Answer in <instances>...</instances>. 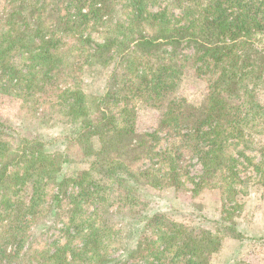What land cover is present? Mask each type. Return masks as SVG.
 I'll return each instance as SVG.
<instances>
[{"label":"trees","instance_id":"1","mask_svg":"<svg viewBox=\"0 0 264 264\" xmlns=\"http://www.w3.org/2000/svg\"><path fill=\"white\" fill-rule=\"evenodd\" d=\"M46 1L0 12V91L27 102L62 74L73 77L67 109L82 123L65 145L78 149L90 167L61 177L71 162L67 152H52L40 137L19 138L17 149L0 138V264H212L220 231L243 236L228 208L235 198L227 199L220 219L187 226L149 210L145 197L152 188L184 187L191 160L202 168L192 182L194 194L211 177H219L229 196L236 192L241 160H251L240 147L264 134V65L254 59L257 37L264 36V0H64L62 36L81 30L86 58L65 63L54 53L62 38L38 30L24 51L30 65L22 70L13 63L15 34L28 25L27 13L42 12ZM20 19L28 22L18 24ZM110 23L116 30L103 40L84 36L90 27ZM85 67L112 70L99 101L101 119L94 123L87 122L91 99L80 82ZM190 68L209 86L201 105L175 95ZM136 103L161 112L158 130L138 132ZM93 128L100 129V150ZM6 129L0 122V132ZM106 150L119 154L104 158ZM134 160L145 162L134 168ZM9 183L29 187L27 206L6 194ZM55 216L63 241L33 250V225ZM117 216L130 224L127 246ZM120 244L124 251L114 258Z\"/></svg>","mask_w":264,"mask_h":264},{"label":"rangeland","instance_id":"2","mask_svg":"<svg viewBox=\"0 0 264 264\" xmlns=\"http://www.w3.org/2000/svg\"><path fill=\"white\" fill-rule=\"evenodd\" d=\"M24 2L27 5L33 4V0H0V12L18 10L17 7L22 6ZM38 6L41 7L42 5L39 4ZM63 6L64 0H47L42 12H35L34 16L27 13L28 25H24L19 33L15 34L18 49L14 54L13 63L17 68L26 70V66L30 65L29 60H27L29 55L25 54L24 51L32 46L31 40H36L34 36L38 30L46 34L56 32L58 38H62L61 42L56 44L54 53L65 63L84 61L89 48L80 39L81 30L72 33L69 35L70 37L62 36L61 21L58 15L64 14L62 11L59 13ZM34 9L29 7L28 10L33 11ZM119 17H121L120 14ZM25 22L28 21L20 19L18 24L22 25ZM109 29L116 30V24L110 23L105 29L92 30L90 27L84 32V36L91 34L96 41H101L106 37V32ZM256 49L254 59L258 64L264 65V36L257 37ZM84 70L86 72L81 75L80 82L84 84L89 99H91L89 104L91 118L87 122L94 123L101 119L100 114L103 111L99 101L106 79L109 77H106V74L112 70L111 68L90 69L88 67H85ZM81 73L76 74L78 78ZM72 78L68 74H62L58 80L54 81L53 86L49 85L46 88L41 96L28 97L27 102L12 94H2L0 91V122L7 128L5 132H0V138H5L14 149H17L20 144L19 138L40 137L51 144L50 150L52 152H67L71 162L64 166L61 177L75 175L80 169L90 167L78 149L71 147L68 150L65 145L66 137L72 136L82 123L81 121H73L69 117V110L67 109L70 97L69 90L74 84ZM114 86L118 88V83ZM208 93L207 80L197 77L193 68H190L182 78L175 95L186 99L193 105H201ZM259 99L264 106V88L259 94ZM135 106L137 108L138 132L143 134L158 130L162 122L161 112L144 104L136 103ZM110 111L116 112L117 109L112 108ZM92 142L96 149H101L100 129H92ZM168 142L170 141H163L162 146ZM240 148L244 149L246 156L251 160L248 162L241 160L240 180L236 185L238 188L232 196H229L228 192L222 189L219 177L209 178L197 194H194L192 182L199 180L202 168L197 161L191 160L189 179L186 176L183 178L187 180L184 187L175 189L165 185L161 189L152 188L149 189L148 195L145 197V200L149 201V210L163 212L170 219L187 226H198L199 221L204 217L220 219L227 199L235 198L234 204H230L228 208H232V220L238 224V230L243 236L235 238L227 231H220L221 246L214 255L212 264H264V134L254 136L249 143ZM106 151L108 152H105L104 158L107 155L115 157L119 154L114 150ZM144 162L134 160L131 165L134 168H139L143 166ZM6 187L8 189L5 191L6 194L11 196L15 202H18L22 207L28 205L29 187L22 188L13 183H9ZM54 191L55 186L48 188L49 194ZM5 192L2 189L1 193ZM114 220L122 226L124 239L121 244L124 245L125 243L127 246L131 240L129 239L130 224L118 216L114 217ZM62 228L61 219L56 216L38 221L33 225L30 233L29 244L31 248L42 251L51 248L57 242H62ZM121 244L116 245L117 251L114 258H118L123 253L124 248Z\"/></svg>","mask_w":264,"mask_h":264}]
</instances>
